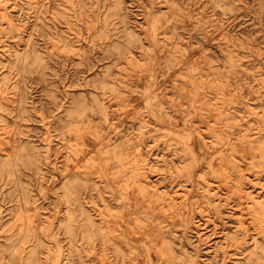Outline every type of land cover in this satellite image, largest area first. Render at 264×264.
<instances>
[{
  "label": "rangeland",
  "instance_id": "1",
  "mask_svg": "<svg viewBox=\"0 0 264 264\" xmlns=\"http://www.w3.org/2000/svg\"><path fill=\"white\" fill-rule=\"evenodd\" d=\"M0 264H264V0H0Z\"/></svg>",
  "mask_w": 264,
  "mask_h": 264
}]
</instances>
